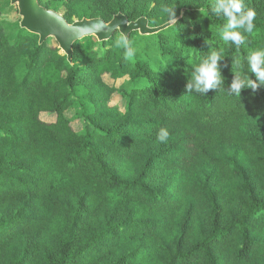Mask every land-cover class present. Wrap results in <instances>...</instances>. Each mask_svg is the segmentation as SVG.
<instances>
[{
  "label": "trees",
  "instance_id": "16d2710c",
  "mask_svg": "<svg viewBox=\"0 0 264 264\" xmlns=\"http://www.w3.org/2000/svg\"><path fill=\"white\" fill-rule=\"evenodd\" d=\"M115 1L106 22L183 15L130 33L133 60L116 32L76 41L71 63L53 39L18 26L10 40L0 23V264H264V84L248 61L264 50V0H244L255 27L239 46L222 39L219 0ZM213 51L220 81L197 93ZM237 73L256 87L231 94ZM75 101L85 134L64 117Z\"/></svg>",
  "mask_w": 264,
  "mask_h": 264
},
{
  "label": "water",
  "instance_id": "95a60500",
  "mask_svg": "<svg viewBox=\"0 0 264 264\" xmlns=\"http://www.w3.org/2000/svg\"><path fill=\"white\" fill-rule=\"evenodd\" d=\"M10 6L16 7L20 17L19 27L39 38V44L53 39L61 53L72 62L73 44L85 37H95L99 42L108 40L113 34L138 32L141 36L157 34L178 22L182 13L174 22L168 21L160 26L152 27L146 17L129 21L122 12L115 14L109 22L102 18H82L72 22L55 10L42 6L39 0H9ZM101 29V30H98Z\"/></svg>",
  "mask_w": 264,
  "mask_h": 264
},
{
  "label": "clouds",
  "instance_id": "9594fccd",
  "mask_svg": "<svg viewBox=\"0 0 264 264\" xmlns=\"http://www.w3.org/2000/svg\"><path fill=\"white\" fill-rule=\"evenodd\" d=\"M174 7H165L163 11L168 14L169 20L174 22ZM244 0H219L218 6L215 9L217 14L223 10L225 17L227 18L226 24L222 31V39L226 42H231L234 45H241L245 37L240 31L252 33L255 27L253 21L256 16L255 11L252 8H247L246 11ZM98 30H101L98 28ZM132 41L125 35L120 34L114 42V46L119 49H123V55L125 60H133L135 57V51L131 47ZM221 54L213 51L211 54L210 63L201 62L196 67L195 75V90L197 93H203L209 88L215 87L220 81V76L217 70V61L220 59ZM251 71L254 72L261 84H264V50L253 51L248 56ZM239 63V62H237ZM251 86L256 87V84L246 78H242L238 73L236 79L231 84V94L240 95L243 87ZM193 87V85H189ZM169 137V131L166 128H161L158 132L157 139L160 142H166Z\"/></svg>",
  "mask_w": 264,
  "mask_h": 264
},
{
  "label": "rangeland",
  "instance_id": "374dc122",
  "mask_svg": "<svg viewBox=\"0 0 264 264\" xmlns=\"http://www.w3.org/2000/svg\"><path fill=\"white\" fill-rule=\"evenodd\" d=\"M40 2L41 5L47 7V9L55 10L63 16L66 15L71 22L79 20L76 14L83 11L87 12L86 14L89 16L96 15V17L99 18L109 19L110 15L108 14L116 8L115 0H40ZM130 3L133 4V7L139 8L141 6L139 3L145 4L149 2L140 1L139 3H135L130 1ZM155 8H157L155 2L146 6L147 10ZM159 12L160 11H158V13ZM19 21L20 17L18 16L17 8L10 6L9 0H0V23L10 40H13L16 34ZM54 42L55 41L51 40L49 44L55 46L56 42ZM99 51H101V49H99ZM104 80L109 86L114 88H118L123 82L121 80L115 82L107 77H104ZM108 105L111 108H115L117 111L124 113L127 107V99L119 92H114L110 97ZM56 117L55 113H42L40 115V118L45 122H54ZM64 117L69 122L70 127L78 134H85L92 130L91 126L84 119L82 110L76 101L65 110Z\"/></svg>",
  "mask_w": 264,
  "mask_h": 264
}]
</instances>
